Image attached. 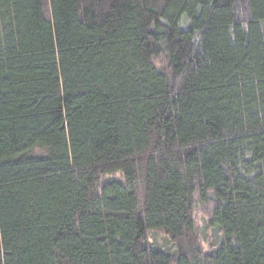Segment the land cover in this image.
Listing matches in <instances>:
<instances>
[{"label": "trees", "instance_id": "16d2710c", "mask_svg": "<svg viewBox=\"0 0 264 264\" xmlns=\"http://www.w3.org/2000/svg\"><path fill=\"white\" fill-rule=\"evenodd\" d=\"M0 264H264V0H0Z\"/></svg>", "mask_w": 264, "mask_h": 264}, {"label": "rangeland", "instance_id": "374dc122", "mask_svg": "<svg viewBox=\"0 0 264 264\" xmlns=\"http://www.w3.org/2000/svg\"><path fill=\"white\" fill-rule=\"evenodd\" d=\"M201 216H200V214H198V218H200Z\"/></svg>", "mask_w": 264, "mask_h": 264}]
</instances>
